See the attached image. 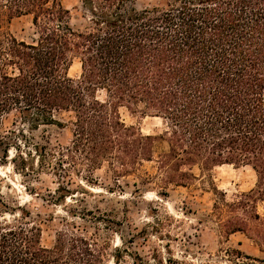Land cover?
Here are the masks:
<instances>
[{
  "label": "trees",
  "instance_id": "obj_1",
  "mask_svg": "<svg viewBox=\"0 0 264 264\" xmlns=\"http://www.w3.org/2000/svg\"><path fill=\"white\" fill-rule=\"evenodd\" d=\"M63 1L0 0V24L27 18L33 30L27 40H0V162L13 150L16 171L63 174L69 185L71 176L90 184L106 166L115 184L135 176L163 197L169 186L189 187L194 168L249 167L254 187L231 201L214 188L213 214L221 237L240 233L264 255V0H80L76 29ZM122 108L161 120L163 133L126 125ZM52 127L69 128L67 146L35 134ZM159 140L167 150L155 158ZM149 162L155 175L141 177ZM53 194L75 195L61 183ZM96 211L79 218L112 231ZM18 212L0 199V264H119L120 249L98 231L58 230L45 247L39 224ZM226 253L231 264H264Z\"/></svg>",
  "mask_w": 264,
  "mask_h": 264
},
{
  "label": "rangeland",
  "instance_id": "obj_2",
  "mask_svg": "<svg viewBox=\"0 0 264 264\" xmlns=\"http://www.w3.org/2000/svg\"><path fill=\"white\" fill-rule=\"evenodd\" d=\"M63 5L70 11V26L79 28L83 24L80 0H64ZM32 33L27 18L0 24V40L8 36L27 40ZM79 74L80 64L76 60L69 76L75 78ZM120 115L126 125L136 126L143 135L163 133L164 126L157 118L132 114L124 108L120 109ZM10 122H6V127H10ZM35 134L44 135L52 146H67L71 141L69 128L52 127ZM166 150L167 144L157 141L154 157ZM13 156L14 151L10 150L6 163L0 162V199L16 211L15 218L19 216V208L31 214L30 221L35 220L41 228V244L45 247L53 245L56 231L68 228L88 235L98 231L101 238L107 237L112 249H120L119 264H231L226 253L229 248L264 259L253 242L242 234L221 237L213 214L214 188L231 201L235 195L254 187L255 175L249 167L223 166L204 174L194 168L196 179L189 187L169 186L167 196L163 197L159 195L163 190L158 185L150 181L142 184L135 176L115 184L106 166L94 173L90 184L73 176L70 177L73 184H66L68 178L63 174L59 179L42 172L39 180L26 177L13 167L10 162ZM16 165L20 163L17 161ZM155 173L156 163L149 162L144 163L139 175ZM58 183L75 193L72 199L55 201L53 193ZM263 206H258L260 213H264ZM85 210L108 215L112 231L104 229L103 224L96 230L94 225L83 222L79 214ZM4 218L11 221L14 217L6 213ZM109 264H113L111 257Z\"/></svg>",
  "mask_w": 264,
  "mask_h": 264
}]
</instances>
